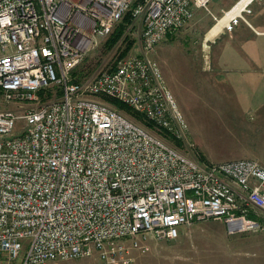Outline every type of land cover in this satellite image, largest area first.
Masks as SVG:
<instances>
[{
	"label": "built area",
	"instance_id": "obj_1",
	"mask_svg": "<svg viewBox=\"0 0 264 264\" xmlns=\"http://www.w3.org/2000/svg\"><path fill=\"white\" fill-rule=\"evenodd\" d=\"M211 1L0 0L4 100L58 90L20 112L0 108V260L137 264L148 237L174 240L194 222L220 219L230 235L264 229V165L199 163L106 100L181 139L187 124L149 53ZM243 11L229 15L226 31L249 23ZM126 12L139 53L76 79L73 70Z\"/></svg>",
	"mask_w": 264,
	"mask_h": 264
},
{
	"label": "rangeland",
	"instance_id": "obj_2",
	"mask_svg": "<svg viewBox=\"0 0 264 264\" xmlns=\"http://www.w3.org/2000/svg\"><path fill=\"white\" fill-rule=\"evenodd\" d=\"M236 1L212 0L209 10L195 9L190 22L171 32L149 53L160 66L187 124L181 139L151 124L146 118L143 119L144 116V121H140V117L135 119L123 113L199 163L252 158L264 165V69L247 78L246 82H240L234 89L217 83L221 80L220 75L229 72L218 66L216 56L219 53L229 56L241 51L240 42L248 34L242 29L236 31V27L231 32L222 27L218 35L206 39L216 19H220ZM257 2L260 0H253L243 11V16L250 21L247 10L255 9ZM122 22L123 18L73 70L76 79L90 74L103 60L108 67L115 65L117 60L139 53L136 43L138 28L131 14L130 22H123L126 26L122 36L113 44H108L110 35ZM57 91L54 86L41 90L33 102L5 101L0 91V108L20 112L26 107L51 101ZM21 125L22 121H19L16 128ZM147 245L145 253L137 254V264H264V229L230 235L220 219L212 218L182 226L174 240L149 238ZM93 262V256H85L50 261L48 264Z\"/></svg>",
	"mask_w": 264,
	"mask_h": 264
},
{
	"label": "crops",
	"instance_id": "obj_3",
	"mask_svg": "<svg viewBox=\"0 0 264 264\" xmlns=\"http://www.w3.org/2000/svg\"><path fill=\"white\" fill-rule=\"evenodd\" d=\"M257 4L255 9L249 10L251 21L246 18L249 22L248 24L240 21V24L235 26L236 31L242 29L248 34V37L240 42L241 51L231 53L229 56L223 53H219L216 56L218 66L225 72H229L219 76L221 80L217 83H220L223 87L234 89V87L240 85V82H246L247 78L257 75V71L264 69V0H260ZM149 238L154 239L148 237L146 242H148ZM0 261H3V264H11L13 262V264H18L17 261L9 262L6 260L5 255Z\"/></svg>",
	"mask_w": 264,
	"mask_h": 264
},
{
	"label": "trees",
	"instance_id": "obj_4",
	"mask_svg": "<svg viewBox=\"0 0 264 264\" xmlns=\"http://www.w3.org/2000/svg\"><path fill=\"white\" fill-rule=\"evenodd\" d=\"M128 15V16H127ZM130 22V13H126L123 17V22ZM121 23L120 26L116 29V31L114 33H112L108 39V44H113L115 41H117V39H119L123 32H124V29H125V26L126 24L124 23ZM131 43V42H130ZM129 47V46H127ZM106 100L111 103L113 106H115L117 109L125 112L126 114L130 115L131 117L135 118L136 117H140L138 118L140 121H142L143 119H145V117L143 118V115L134 111L132 108H130L129 106H127L126 104H124L123 102L117 100V99H113V98H106ZM142 117H141V116ZM143 118V119H142ZM144 121V120H143ZM151 124H153L151 121H150Z\"/></svg>",
	"mask_w": 264,
	"mask_h": 264
},
{
	"label": "bare ground",
	"instance_id": "obj_5",
	"mask_svg": "<svg viewBox=\"0 0 264 264\" xmlns=\"http://www.w3.org/2000/svg\"><path fill=\"white\" fill-rule=\"evenodd\" d=\"M252 1L253 0H238V3L227 10L224 15L211 26L207 32L206 39H210L218 35L229 15L242 12Z\"/></svg>",
	"mask_w": 264,
	"mask_h": 264
}]
</instances>
